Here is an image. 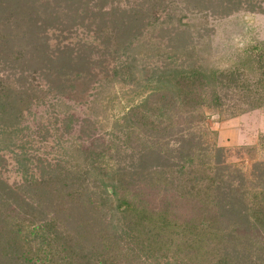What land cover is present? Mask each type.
I'll return each mask as SVG.
<instances>
[{"label":"trees","instance_id":"16d2710c","mask_svg":"<svg viewBox=\"0 0 264 264\" xmlns=\"http://www.w3.org/2000/svg\"><path fill=\"white\" fill-rule=\"evenodd\" d=\"M184 18L178 21L189 27ZM146 44L131 39L113 72L141 100L113 122L112 133L133 142L140 162L164 168L147 170L151 179L140 185L137 171L113 165L117 150L70 143L59 159L38 164L21 150L24 181L4 184L20 205L0 213V264H264V163L245 170L226 161L207 125L215 115L264 108V40L234 50L223 65L192 45L162 49V66L149 67L146 56L160 48ZM48 90L1 102L0 151L20 146L24 108ZM155 173L168 175L176 191L155 184ZM171 202L188 203L190 213L171 211Z\"/></svg>","mask_w":264,"mask_h":264},{"label":"rangeland","instance_id":"374dc122","mask_svg":"<svg viewBox=\"0 0 264 264\" xmlns=\"http://www.w3.org/2000/svg\"><path fill=\"white\" fill-rule=\"evenodd\" d=\"M182 15L189 27L178 21ZM136 37L160 48L146 56L149 67L162 63V49L192 45L203 59L223 65L234 50L264 40V0H0V104L17 103L25 90L49 89L44 101L24 108L20 146L0 151L3 217L19 211L20 202L4 184L14 187L24 181L16 160L23 149L36 164L59 159L65 153L61 146L70 143L117 150L119 161L113 165L137 171L140 185L151 179L144 175L147 170L164 168L140 162L133 142L112 133L113 122L141 100L123 74L113 80L124 47ZM207 125L217 132L216 144L226 149L223 159L245 170L264 163V108L235 117L215 115ZM253 145L257 148L251 152L244 148ZM32 171L38 174L35 164ZM153 179L168 193L176 191L168 175L155 173ZM186 204L171 202L170 209L183 216L190 213ZM178 236H173L176 242Z\"/></svg>","mask_w":264,"mask_h":264}]
</instances>
